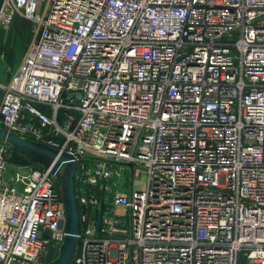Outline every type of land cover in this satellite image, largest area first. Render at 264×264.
<instances>
[{"label":"built area","instance_id":"obj_1","mask_svg":"<svg viewBox=\"0 0 264 264\" xmlns=\"http://www.w3.org/2000/svg\"><path fill=\"white\" fill-rule=\"evenodd\" d=\"M14 13L37 32L0 127L76 160L73 264H264V0H4L0 22ZM8 154L0 264H47L60 188Z\"/></svg>","mask_w":264,"mask_h":264},{"label":"water","instance_id":"obj_2","mask_svg":"<svg viewBox=\"0 0 264 264\" xmlns=\"http://www.w3.org/2000/svg\"><path fill=\"white\" fill-rule=\"evenodd\" d=\"M3 2L4 0H0V10ZM0 141L19 149L32 161L49 168L50 173L55 177L65 205L66 223L64 239L58 254L48 264H71L81 233L80 211L74 185V174L77 169L76 160L68 153L58 152L46 144L20 137L1 127ZM128 166L132 168V164Z\"/></svg>","mask_w":264,"mask_h":264},{"label":"crops","instance_id":"obj_3","mask_svg":"<svg viewBox=\"0 0 264 264\" xmlns=\"http://www.w3.org/2000/svg\"><path fill=\"white\" fill-rule=\"evenodd\" d=\"M37 27L21 15L14 13L9 24L0 22V82L8 83L17 71L28 44L34 39ZM0 89V100L2 98ZM50 114L46 106H39Z\"/></svg>","mask_w":264,"mask_h":264},{"label":"rangeland","instance_id":"obj_4","mask_svg":"<svg viewBox=\"0 0 264 264\" xmlns=\"http://www.w3.org/2000/svg\"><path fill=\"white\" fill-rule=\"evenodd\" d=\"M43 6V5H42ZM11 148H10V145L8 144V157H9V162H10V164L12 165V166H16V165H24V164H29L31 161H21L20 159H19V154H17L16 152H13L12 150H10ZM32 165L33 166H35V165H37V164H34V163H32ZM122 172H123V174H124V176H126V184H125V186H124V190H126L127 192H126V197H127V193H128V190H129V187H130V182H129V168H125L124 170H122ZM11 175V171L9 170L8 171V175ZM143 182H144V175L143 174H141L139 177H135V179H134V181H133V187L134 188H138V187H140V186H142V184H143ZM109 199V195H107V200ZM119 212H121V218L123 219V220H125V221H129V214L127 213V211H126V209L125 208H123V207H121L120 209H119ZM98 219H99V217H98ZM127 228H128V226H127ZM57 254H58V251H51V253H49L48 254V256H47V260L48 261H51L52 259H54L56 256H57ZM48 264V263H47ZM241 264H242V262H241Z\"/></svg>","mask_w":264,"mask_h":264},{"label":"trees","instance_id":"obj_5","mask_svg":"<svg viewBox=\"0 0 264 264\" xmlns=\"http://www.w3.org/2000/svg\"><path fill=\"white\" fill-rule=\"evenodd\" d=\"M10 150H12L13 152H16L17 154H19L20 156H19V159L23 162L24 160L25 161H31V162H34V161H32L31 159H29L26 155H24L19 149H17V148H15V147H12V146H10ZM35 164H37L36 166H39V167H41L42 165L41 164H38V163H36V162H34ZM71 264H73V262L71 263Z\"/></svg>","mask_w":264,"mask_h":264}]
</instances>
